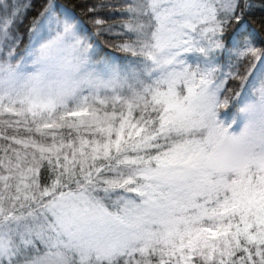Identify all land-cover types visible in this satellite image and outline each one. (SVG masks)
I'll return each mask as SVG.
<instances>
[{"label":"snow or ice","instance_id":"6c2138e0","mask_svg":"<svg viewBox=\"0 0 264 264\" xmlns=\"http://www.w3.org/2000/svg\"><path fill=\"white\" fill-rule=\"evenodd\" d=\"M36 9L0 0V264H264V0Z\"/></svg>","mask_w":264,"mask_h":264},{"label":"trees","instance_id":"16d2710c","mask_svg":"<svg viewBox=\"0 0 264 264\" xmlns=\"http://www.w3.org/2000/svg\"><path fill=\"white\" fill-rule=\"evenodd\" d=\"M32 2H33V0L30 1V3H32ZM34 2L37 5V9L36 10H39L38 9V5L40 4L41 0H34ZM80 2H81V0H60V3L65 4V5L69 6V7H75ZM76 10L78 12L80 11V9H78V8ZM31 19H32V16L29 15L28 20L30 21ZM85 23L86 24L88 23L87 18H85ZM89 27H91L90 24H89ZM20 32H23V35H24V30L23 29H21ZM98 39H99V42H100L101 46L104 49H106L107 51L113 52V53H115L116 55H119V56L124 55V53H120V52H118L116 49H114L112 47V43L113 42L111 40H109L107 37L102 36V37H99ZM24 42H26V37H25V39H24V41L22 43H24Z\"/></svg>","mask_w":264,"mask_h":264},{"label":"rangeland","instance_id":"374dc122","mask_svg":"<svg viewBox=\"0 0 264 264\" xmlns=\"http://www.w3.org/2000/svg\"><path fill=\"white\" fill-rule=\"evenodd\" d=\"M31 0H27L28 3H30ZM20 35L23 36V32H20ZM115 49V48H114Z\"/></svg>","mask_w":264,"mask_h":264}]
</instances>
